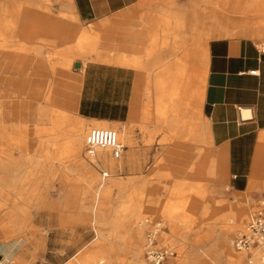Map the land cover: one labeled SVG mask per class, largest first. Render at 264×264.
Here are the masks:
<instances>
[{"label":"rangeland","instance_id":"374dc122","mask_svg":"<svg viewBox=\"0 0 264 264\" xmlns=\"http://www.w3.org/2000/svg\"><path fill=\"white\" fill-rule=\"evenodd\" d=\"M144 1L142 4L143 6L141 5V9L145 10L148 8L146 13L151 14L155 10H157L160 15H163L167 13V10L172 11L180 9L186 11L190 7L193 8V0ZM69 3V0H50L48 3L50 14L56 16L59 15L61 11H65L71 15L72 12L67 7ZM146 13L144 12L142 14ZM153 14H155V12H153ZM149 15L150 14H148V16ZM185 17L187 21L188 15L186 14ZM147 18L148 17L145 15L141 17L140 20L143 24L137 27H131V30L129 26L124 27L120 19H103L98 22H81L79 20L78 24L80 26L89 27L87 24L92 23L100 27L98 28L100 30L96 31L98 39L96 45L93 47L99 53V57L91 58L86 56L83 67L88 61H104L102 58H105L107 55L106 47H102V45H105V38H101L100 35H102V32L106 31L123 34L124 31L133 32L136 29V38H131L130 45L137 44L141 46V48L144 47L143 53L138 55V57L141 60L145 59L149 44L148 38L146 39L144 36L147 28L144 21L147 20ZM222 18L224 23L229 25L230 28H235L236 25L242 24L240 20L242 15L240 14L223 11ZM235 30L234 34H241V32L248 31L245 34L254 37L251 35L250 30H252V28L250 26L238 27ZM183 32H188V26L184 28ZM254 38L253 39L258 42L260 47L264 49V38ZM110 49H114V46L110 47ZM119 49L123 50V46L120 45ZM133 51L134 50H132V52ZM170 54V50L164 48L152 57L150 61L145 62L144 66L149 68L154 61L168 57ZM81 66L78 68L72 66L71 74L65 78V82L56 95H48V93H46V98L40 100L43 105L48 106L52 104L55 112L63 114L66 120H71V118L78 117V114L80 115L77 105L79 103L78 97H80V93L77 96L73 88L70 90H66L65 88L66 85L73 81L75 79L74 77L79 74L77 71ZM135 70L139 76L136 88L139 89L143 87L145 82L140 79V72L137 69ZM81 73L82 71L80 72V80L82 83ZM167 75L168 77L166 79L172 76L171 68L168 69ZM160 81L161 79L158 78L153 79L150 84L152 89L151 94L146 92L142 97L144 98V102L148 104L147 108L151 109V116L154 119L155 117L157 118V113H155V111L156 102L159 99L157 97L158 88L156 84ZM35 88H37L36 91H41L40 88ZM74 102L76 105L75 108H72ZM30 119L31 122L26 126H23L20 121L17 122L15 146L12 148L13 155L16 159V170L14 178L15 189L11 192L10 201L14 204H2L5 197L0 194V221L3 220L6 213L10 211L11 205L25 210L23 214L19 212L18 217H22L23 215V219L26 217V220L21 230L16 226H8V230L11 231L9 235H6L4 229L0 226V243L5 242V246L12 240L17 242L19 239H22L25 243L33 242L35 237L43 232V228L40 225L45 217V221L49 222L48 227L52 229L83 225L90 231V235L88 236L89 243L78 252L79 254L82 253L80 256H77L80 263H77L75 259H71L66 264H71L73 261H75L76 264H85V261L89 259L92 261V264H97L98 260L101 258H103L107 264H132L134 260V230H136L137 227L140 228L141 243L145 254L143 246L145 243V232L151 223L159 221L161 222V231L158 236L161 235L162 238L165 237V243L162 244L159 242V244L175 251V254L170 257L169 262L171 264H176V257H179L181 253L185 255V251L192 245L197 244L200 248L207 249L212 244H215L218 235L217 233L210 234L209 229L220 225V223L213 219L218 210H223L226 207L245 206L249 211L248 220L246 219L242 225L237 228L232 236V241H230L232 247L236 250L234 239L239 231L250 221L259 203L264 201V182H260V185L254 187V189L231 194L228 180L223 181L220 185H215L199 174H188L186 165L178 164L172 166L168 161L165 163L163 160H165L167 153L171 150L170 147L177 141L176 135L171 130L172 125H153L154 123L150 121H146L143 125H140V122L137 120L133 122L130 121L129 123L127 119L125 122L117 123L116 127L113 125L110 126L118 132V129H122L123 126L128 127L131 145H126L127 147L151 148V150H146L147 152H151L152 155L143 169L137 174L124 176V153H122L120 158L115 159L113 158L112 151L106 149L105 152L108 159L114 162L113 167H109L108 164H105L99 159H92L88 155V152H95V148H89L85 143L76 154L72 155L70 152L64 153L65 155L61 159L62 163L57 160L52 161L50 159V154L52 152L51 140L57 139L59 141V138H61V142L64 144V137H60V132H51L49 116L38 115L37 119L31 116ZM79 122L82 124L80 130L83 134L84 141L87 131L91 127L97 126L89 122L84 125L81 118ZM150 124L152 125L148 127ZM62 130L66 135L69 133L74 135L77 134L76 129H68L66 125L63 126ZM26 154H29L30 157L27 161L23 158V155ZM53 154H55V152ZM136 156H138V154ZM104 173H107V175L104 176ZM146 174L148 178L146 182H144ZM131 179L135 182L130 181ZM100 180L103 181L105 185L102 186V184L99 183ZM123 182L125 183L124 185ZM71 184L73 185L72 189H70ZM41 192L43 193L41 194ZM159 203L165 204L166 210H163L164 213L154 211V208ZM81 206L82 208L100 206L112 216L117 212V214H120V209H126L132 217L127 223L119 225L118 227H115L112 223L101 224L98 222H86L89 218L88 216H90L89 211L81 213L83 217H80L78 221H75L74 218H70L69 214L71 210L74 207L80 208ZM205 207L209 214L204 218L201 211ZM43 209L49 211V213L47 212L44 215L41 213V211H44ZM137 210L142 211L143 216L140 219L148 221L147 225H143V223H141L142 220L140 223L134 220L133 215H135ZM61 216L63 221L60 220ZM198 228L203 230L198 231V233L194 232V230ZM11 234L13 236H10ZM9 251L8 249L6 252L10 254ZM245 255L244 253V259H246ZM142 257L145 259L144 264H148L145 256ZM13 260L14 259H12L11 264H15ZM36 262V259H32L30 261H23V264H35ZM244 263L245 261H242L240 264Z\"/></svg>","mask_w":264,"mask_h":264},{"label":"bare ground","instance_id":"6f19581e","mask_svg":"<svg viewBox=\"0 0 264 264\" xmlns=\"http://www.w3.org/2000/svg\"><path fill=\"white\" fill-rule=\"evenodd\" d=\"M49 1L0 0V194L5 197L2 204H14L10 201L11 192L15 189L14 178L16 170V159L12 148L15 146L18 121L23 126H26L31 122V116L35 119H37L38 115L49 116L51 132H60V137H64L65 140L64 144H62L61 138H59L60 142L57 139L51 140L52 152L50 159L52 161L57 160L62 163L61 159L65 155L64 153L76 154L84 143L86 145L85 138L83 141V134L80 130L82 124L79 122V116L66 120L63 114L55 112L52 104L46 106L40 100L46 98V93L48 95L57 94L65 82V78L71 74L72 66L77 61L82 63L81 68L77 71L79 74L66 85L65 89L70 90L73 88L77 96L79 95L81 89L80 72L83 70L85 57H99V53L93 48L97 43L98 35L96 30L91 27H83L78 24L79 19L71 3L67 6L72 12L71 15L61 11L59 15L55 16L49 12ZM187 10V12L180 9L167 10V13L163 15H160L157 10L153 11L155 14L153 12L152 14L146 13L145 10L146 14L141 16L144 17L145 15L148 17L146 25L149 28V44L146 57L143 60L130 61L128 64L134 66L140 72V79L145 82L148 94L152 92L150 84L153 79H161L156 86L158 88L157 97L162 100L163 98L166 99L169 90V86L167 90L166 86L163 85V80L168 77V69L175 68L177 63H180L183 59L188 60V71L185 79L189 82V85L193 82L196 96L195 108L197 109V96H199L201 91L200 84L206 42L215 37L232 35L236 28L248 26L252 28L250 30L251 35L263 39L264 0H193V8L190 7ZM223 11L242 15L240 19L242 24L236 25L235 28H230L229 25L224 23L222 18ZM148 14L150 15L148 16ZM186 14L188 15L187 21ZM187 26L188 32L184 33L183 30ZM247 32L241 33L245 34ZM164 48H168L171 52L168 57L154 61L149 68L144 66L145 62L150 61L152 57ZM102 60L123 63L120 58L114 60L112 57H105ZM35 87L40 88L41 91H36L37 88ZM75 105L76 103L74 102L72 108H75ZM149 111L150 109L147 110V113H132L130 121H150L154 124L166 123L164 113H157V118L155 117L154 119ZM194 118L195 130L192 137L194 142L200 144L201 147L197 151L198 160L191 166V169L194 170V174H199L205 179H210L213 184L220 185L219 181L214 180V150L208 151L203 148V143L207 142V138L206 135H203V124L199 120V113H194ZM93 124L100 128H109L112 125L116 127L117 125V123L107 121H94ZM64 125L68 126V129H76L77 134H64L62 130ZM118 130L120 143L123 146L131 145L128 127L123 126L122 129ZM93 148H95V152H88L92 159H99L108 165L113 164L105 152L106 149L110 148L98 146ZM54 152L55 154H53ZM23 158L27 161L30 158L29 154L23 155ZM103 175L105 176L107 173ZM99 183L102 186L105 185L101 180ZM72 187L73 185L71 184L70 189ZM165 208V204L159 203L154 208V211L164 213L163 210ZM84 211L90 212L86 222L112 223L115 227L127 223L132 217L126 209H120V214H117V212L112 216L100 206L74 207L69 217L78 221L80 217H83L81 213ZM19 212L23 214L25 210L11 205L10 211L0 221V226L4 229L6 235L11 233L8 230V226H16L19 230L23 228L26 215L24 219L23 215L18 217ZM201 213L204 218L209 214L206 207L203 208ZM133 216L134 220L140 223L142 220L140 218L143 216L142 211L137 210ZM248 217L249 211L245 206L226 207L223 210H218L213 219L220 225L209 229L210 234L217 233L218 235L215 244H212L207 249H202L197 244L192 245L185 251V255L181 253L179 257H176V264H240L242 261H245L244 264H246L247 252L235 250L230 241H232V236L237 228L246 219L248 220ZM60 220L63 221L62 216ZM143 220L141 223L147 225V221ZM248 223L239 232L245 231ZM200 230L202 231L203 229L198 228L194 232L198 233ZM10 236L13 235L11 234ZM133 237L135 242L132 264H144L140 228L137 227L134 230ZM164 238L161 235L158 236V242L164 244ZM22 241V239H19L17 243ZM143 246L146 251L145 243ZM244 253L246 254V259H244ZM13 259L15 264H23L24 260L19 254L15 255L13 253ZM72 259L80 263L77 257ZM85 262V264H92L90 259ZM101 263L107 264L103 258L99 259L97 264ZM71 264H76V262L73 261Z\"/></svg>","mask_w":264,"mask_h":264},{"label":"crops","instance_id":"0c3cea01","mask_svg":"<svg viewBox=\"0 0 264 264\" xmlns=\"http://www.w3.org/2000/svg\"><path fill=\"white\" fill-rule=\"evenodd\" d=\"M69 1L81 22L120 19L130 30L143 24L140 20L142 12L148 10L141 9L143 0ZM87 25L100 30L92 23ZM144 36L148 38V27ZM100 37L105 38L102 47H106V57L120 58L123 63L88 61L85 64L81 73L78 116L84 125L94 121L119 123L127 119L130 123L132 113H147L149 110L142 98L147 92L146 85L136 88L139 76L136 68L128 64L139 60L138 55L143 53L144 47L130 45L131 38H136V29L123 34L106 31ZM253 38L238 33L206 42L197 109L193 82L189 85L185 79L189 62L184 59L171 69L172 76L163 80V85L169 86L166 99L156 102L155 113H165L166 123L153 125H172L171 130L177 137L163 161L172 166L186 165L188 174L194 175L191 166L198 160L197 151L201 146L192 136L194 113H199L203 135L207 138L203 148L214 150V180L219 183L228 180L231 194L254 189L264 182V49ZM120 45L123 50L119 49ZM112 46L114 49H110ZM146 150L151 148L124 146V176L139 173L149 162L152 153ZM113 165L114 162L108 166ZM47 212L41 211L44 215ZM48 225L44 217L40 225L43 232L33 242L12 240L7 246L0 243V264H11L13 253L19 254L24 261L36 259L48 264H66L73 257L80 256L82 253L78 252L89 243L90 231L83 225L58 229ZM8 249L10 254L6 252Z\"/></svg>","mask_w":264,"mask_h":264},{"label":"built area","instance_id":"2783aa9c","mask_svg":"<svg viewBox=\"0 0 264 264\" xmlns=\"http://www.w3.org/2000/svg\"><path fill=\"white\" fill-rule=\"evenodd\" d=\"M87 147H108L115 158H120L124 146L118 139V131L114 128L91 127L85 136ZM148 222V221H147ZM161 222L151 223L145 232V258L148 264H171L169 259L175 254L158 242ZM238 251L247 252L246 264H264V201H261L251 216L245 231L238 233L234 239ZM35 264H48L37 261Z\"/></svg>","mask_w":264,"mask_h":264},{"label":"water","instance_id":"95a60500","mask_svg":"<svg viewBox=\"0 0 264 264\" xmlns=\"http://www.w3.org/2000/svg\"><path fill=\"white\" fill-rule=\"evenodd\" d=\"M80 66H81V63H80V62H75V63H74V67H75V68H78V67H80Z\"/></svg>","mask_w":264,"mask_h":264}]
</instances>
